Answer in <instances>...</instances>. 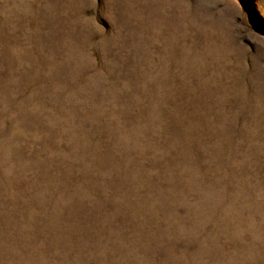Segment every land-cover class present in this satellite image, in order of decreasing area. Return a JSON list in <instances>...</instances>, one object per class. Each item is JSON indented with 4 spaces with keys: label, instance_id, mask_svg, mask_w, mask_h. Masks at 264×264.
Wrapping results in <instances>:
<instances>
[{
    "label": "rangeland",
    "instance_id": "obj_1",
    "mask_svg": "<svg viewBox=\"0 0 264 264\" xmlns=\"http://www.w3.org/2000/svg\"><path fill=\"white\" fill-rule=\"evenodd\" d=\"M0 264H264V0H0Z\"/></svg>",
    "mask_w": 264,
    "mask_h": 264
}]
</instances>
